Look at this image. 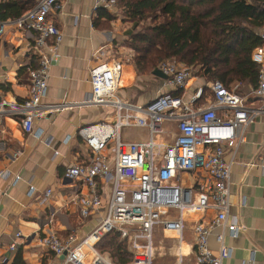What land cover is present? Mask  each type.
I'll use <instances>...</instances> for the list:
<instances>
[{
  "label": "built area",
  "instance_id": "built-area-1",
  "mask_svg": "<svg viewBox=\"0 0 264 264\" xmlns=\"http://www.w3.org/2000/svg\"><path fill=\"white\" fill-rule=\"evenodd\" d=\"M120 1L93 0V7L113 12ZM59 8L60 0H39L24 15L8 22L0 20V38L6 24L18 31L33 32V48L38 57L36 67L28 69L26 99L10 102L0 98V118L18 116L22 131L31 135L34 120L48 112L81 106L113 108L116 115L112 122H97L77 131L90 156L86 163L74 164L65 171L66 178L85 190L74 199L80 217L95 216L96 226L79 242L74 237L61 240L48 231L41 244L54 256L61 257V264H115L100 254L96 245L105 235L116 232L127 245L129 264H153L155 228L173 232L180 239L185 223L194 220L193 264H223L232 252L225 244L226 235L235 237L241 230L235 219L228 220L231 166L248 127L264 115V28L258 32L263 44L254 49L251 57L259 66L257 85L247 96L214 81L198 87L186 102L181 97H172L173 91L185 89L194 72L165 62L158 68L166 77L165 93L136 107L117 98L122 63L113 61L96 64L89 70L90 94L81 103L44 104L49 68L58 56L62 39L48 17ZM204 88L209 90L210 97H205ZM202 98L204 103H200ZM166 123L174 125V134L165 129ZM122 128L145 129L148 138L124 141L120 135ZM165 138L169 141L165 142ZM6 148L7 144L0 139V152ZM227 148L232 151L229 162L224 160ZM198 171L207 176V184L200 186L199 191L182 189L177 184L181 173ZM10 175L9 171L0 172L4 180ZM18 180L16 176L12 184ZM104 184L110 185L107 196L101 191ZM51 194L47 190L42 201L46 202ZM239 205L244 206L241 198ZM206 211L214 213L207 224L199 218ZM215 229L218 248L212 252L208 238ZM15 248V243L8 247L11 251ZM175 256L177 264H183L181 254L177 252ZM0 264L9 263L0 260Z\"/></svg>",
  "mask_w": 264,
  "mask_h": 264
},
{
  "label": "crops",
  "instance_id": "crops-1",
  "mask_svg": "<svg viewBox=\"0 0 264 264\" xmlns=\"http://www.w3.org/2000/svg\"><path fill=\"white\" fill-rule=\"evenodd\" d=\"M4 1L7 0H0ZM24 1L35 5L39 0ZM99 10H94L93 0H60V8L49 15L62 39L58 56L49 68L44 104L81 103L90 94L89 70L96 64L113 61L122 63V76L124 70H129L126 84L116 92L123 103L140 107L165 93L163 79L153 73L138 74L129 59L113 58L112 53L126 47L124 43L133 28L119 14L104 10L113 17L108 23L98 16ZM34 37L33 32L18 31L6 24L0 38V98L10 102L26 99L28 69L34 68L38 59ZM209 84L192 76L181 98L186 102L198 87ZM115 115L113 108L81 106L48 112L34 120L31 135L22 131L18 116L0 118V139L7 144L6 150L0 152V172L11 174L8 180L0 178V260L9 264H61L62 258L41 244L46 233L51 231L61 240L74 237L79 242L96 226L95 216L80 217L74 199L85 190L66 178L65 171L74 164L86 163L90 156L77 131L97 122H112ZM164 127L174 134L173 124L166 123ZM131 129L138 133L124 138L126 141L147 140L145 129ZM231 152L226 149L225 161L231 160ZM16 176L19 180L12 184ZM177 184L197 192L207 184V176L203 171L181 173ZM47 190L52 194L43 202ZM109 190V184L101 185L104 196ZM231 193L228 220L235 219L241 230L235 237L226 235L225 244L232 252L223 264H264V115L248 127L245 141L236 150ZM240 198L244 206L239 205ZM199 218L207 224L214 213L206 211ZM194 222L185 223L180 239L173 232L155 228V233L164 236L160 240L161 257L177 264L175 254L179 252L183 264H193ZM217 233V229L213 230L208 238L212 252L218 248ZM13 243L16 248L11 251L8 247Z\"/></svg>",
  "mask_w": 264,
  "mask_h": 264
},
{
  "label": "trees",
  "instance_id": "trees-1",
  "mask_svg": "<svg viewBox=\"0 0 264 264\" xmlns=\"http://www.w3.org/2000/svg\"><path fill=\"white\" fill-rule=\"evenodd\" d=\"M27 3L0 2V20L16 19L36 5ZM121 7V15L133 28L124 45L134 52L132 65L138 74L149 70L152 74L169 62L192 70L206 83L256 88L259 66L251 57L263 44L258 32L264 28V0H121ZM100 10L98 16L109 23L113 17ZM128 71L124 70L121 86L130 77ZM170 94L181 97L182 90ZM96 250L115 264L131 262L127 245L116 232L105 235Z\"/></svg>",
  "mask_w": 264,
  "mask_h": 264
},
{
  "label": "rangeland",
  "instance_id": "rangeland-1",
  "mask_svg": "<svg viewBox=\"0 0 264 264\" xmlns=\"http://www.w3.org/2000/svg\"><path fill=\"white\" fill-rule=\"evenodd\" d=\"M121 11H122V7L121 8L117 7V8H115L113 10V12H115V13L119 14L120 16H122L121 15ZM127 25H129V24H127ZM121 51L122 52H120L118 50V52L112 53L113 58L122 57L124 60L129 59L130 62L133 63L134 52L131 49H129L128 47H125ZM128 56H130V57H128ZM146 75H148V76L152 75L151 71L150 70L147 71ZM235 85H237V86L235 87ZM232 87L234 88V90L236 92H239L240 95H243V96H247L250 93V91L252 90V88L250 86H245V85H242V84H233V85H231V88ZM136 133H138V131H136L134 129H130V128H122L120 130L121 138L123 140H125L124 138L136 136ZM165 142H168L167 138H165ZM162 239H164L163 235H161L159 232H156V233L154 232V234H153V242H154V246H155L156 251H155V260H154L153 264H174L173 259H168L167 260L164 257H161V250H159V247H161L160 240H162ZM100 254L108 256L107 254H104V253H100Z\"/></svg>",
  "mask_w": 264,
  "mask_h": 264
},
{
  "label": "water",
  "instance_id": "water-1",
  "mask_svg": "<svg viewBox=\"0 0 264 264\" xmlns=\"http://www.w3.org/2000/svg\"><path fill=\"white\" fill-rule=\"evenodd\" d=\"M153 74L163 80L166 79V77L159 70H156Z\"/></svg>",
  "mask_w": 264,
  "mask_h": 264
}]
</instances>
